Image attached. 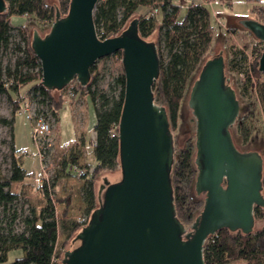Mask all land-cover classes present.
<instances>
[{"label":"water","instance_id":"95a60500","mask_svg":"<svg viewBox=\"0 0 264 264\" xmlns=\"http://www.w3.org/2000/svg\"><path fill=\"white\" fill-rule=\"evenodd\" d=\"M56 5L57 0H47ZM99 0H71L69 12L55 20L45 35L34 30L32 47L41 62L42 84L64 89L77 80L89 82L90 68L99 59L122 51L126 77L119 123L121 179H104L99 206L87 224L71 237L63 264H205L204 244L227 227L250 233L255 206H264V156L258 148L235 144L231 127L241 112L234 82L227 75L224 54L208 55L188 98L196 129L184 130L174 145L165 105L153 92L159 75L157 31L141 38L131 22L117 36L101 39L94 22ZM0 0V12L7 11ZM264 43V22L237 20ZM264 72V49L259 59ZM195 135L198 169L194 189L205 193L204 205L189 226L176 215L171 168L177 147ZM250 149V150H245ZM73 239V241H72Z\"/></svg>","mask_w":264,"mask_h":264},{"label":"trees","instance_id":"16d2710c","mask_svg":"<svg viewBox=\"0 0 264 264\" xmlns=\"http://www.w3.org/2000/svg\"><path fill=\"white\" fill-rule=\"evenodd\" d=\"M192 2L184 19L179 18L180 6L174 0H99L95 8L94 22L101 39L122 34L125 29L137 19L134 25L139 36L145 40L154 32L158 39L151 41L157 48L159 57V75L153 83L156 100L165 105L170 131L178 128L181 105L185 99L190 80L201 70L209 59V51L214 38V26L211 20V9L208 3ZM8 8L0 12V93L7 92L13 100V114L10 119L1 121L13 128L16 114L21 107L23 98L19 91L29 87L28 96L31 99L46 103L49 110L57 116L66 98L65 89L57 90L44 86L42 80L41 62L32 47L34 30L40 23L50 27L55 20L57 9L61 16L69 12L71 0H57L55 6L47 0H5ZM158 8L154 15L151 12ZM163 12L162 23L157 21V14ZM255 19L264 22V3L251 7ZM21 15L26 21L14 24L11 16ZM242 26V25H241ZM244 29L243 44L240 48L232 44L227 52L226 69L230 73L243 74L246 83L239 89L243 99L251 101L260 85L261 95L256 96L254 103L261 104L264 119V72L259 70V59L264 49V43L247 28ZM17 30L20 43H14L13 49L19 55L13 64L2 65L3 54L12 42V31ZM229 31H240L237 26H231ZM254 40L253 51L248 57L245 49L250 48L247 34ZM150 41V40H148ZM166 50V55L163 51ZM245 60L242 64L239 55ZM114 55L122 59V51ZM123 67V64H122ZM91 76L86 86L78 83L72 98L81 93H87L95 106L96 122L94 131L96 138L92 142L94 155L92 168L83 178L82 193L88 215L86 222L66 220L63 213L62 226L68 230V239H74L83 225L87 224L92 212L99 206V194L96 181L107 171L120 169V140L117 132L124 105L126 77L123 71L115 78L108 90L98 88L99 72L97 62L90 68ZM17 96L14 97L13 94ZM112 133H116L112 136ZM246 138L248 136L245 134ZM85 146V137L75 142L70 149L69 164L78 165ZM11 174L10 178L0 181V207L5 213L13 208L11 221L3 226L0 219V262L7 259L9 250L21 247L23 254L14 258L8 264H58L55 259L56 243L59 234V223L56 217V205L50 196L49 184L43 185L44 203L39 208H32L23 216V228L15 227L18 217L14 208L15 202L21 194L22 183L31 176L29 171L17 155V146L12 142ZM195 135L187 138L185 144L176 149L171 168L172 192L177 218L185 225L193 223L203 208L205 194H198L194 189V182L198 172L195 163ZM68 155V156H70ZM262 195L264 196V170L262 177ZM60 201V198L58 199ZM255 227L250 233L238 229L232 231L223 227L210 235L204 244L205 264H264V206H255ZM257 223L261 226L257 227ZM72 239V241H73Z\"/></svg>","mask_w":264,"mask_h":264},{"label":"rangeland","instance_id":"374dc122","mask_svg":"<svg viewBox=\"0 0 264 264\" xmlns=\"http://www.w3.org/2000/svg\"><path fill=\"white\" fill-rule=\"evenodd\" d=\"M201 0H174L176 4L180 6L179 8V18L184 19L189 6L192 2H199ZM253 0H212L208 3L211 9V20L214 26V38L212 46L210 47L209 53L219 55L224 54L225 59L227 58V52L229 47L236 43L240 48H244L243 40L244 29L242 24L237 20L239 18H253L254 14L251 11V6L253 5ZM52 5V4H51ZM54 6V5H53ZM163 12L159 11L157 14V21L162 23ZM11 20L14 24H19L25 22L27 19L25 16L13 15ZM52 25V24H51ZM242 25V26H241ZM231 26H237L240 31L233 32L228 29ZM35 28L41 35H45L50 27H45L43 23H40ZM158 33L156 40L158 39ZM155 34V32L153 33ZM20 36L17 30L12 31V42L7 50H5L2 59V65L6 66L8 64H13L15 58L19 55L13 49L14 43H20ZM247 43H249L250 48L245 49V54L250 56L253 51L254 40L247 34ZM166 55V50L163 48ZM243 54L239 55L241 64L245 61L243 59ZM97 70L99 72V82L98 88L100 90H108L110 85L114 83L115 78L123 71L122 59L120 56L111 54L109 56L103 57L97 61ZM199 72L195 75L194 79L190 80V84L187 88V93L185 99L181 105V111L179 114L178 128L173 132L174 145H178V137L183 136L184 130H194L196 129L195 119L192 114V109L188 106V98L190 88L194 80L198 77ZM227 75L230 76L231 82H234L235 88L239 89L246 83V77L243 74L230 73L227 71ZM260 87V85H259ZM257 87L256 96L261 95L260 88ZM76 89V88H75ZM29 87H23L17 94L19 97L23 98L21 101V106L24 105L28 96ZM66 98L64 100V105L61 107L59 113H62V135L64 136L62 145H59V120L56 116V121L54 123V128L49 137H46L45 142L49 143L44 150V160L41 162L38 157L37 147L32 138V123L25 114H20L17 112L16 120L13 128L10 124L3 123L1 118L10 119L13 114L14 103L7 92L0 93V181L3 179L10 178L11 174V158H12V142L17 146V155L20 157L24 166L32 172L25 181L21 184L22 190L18 199L15 202L14 208L17 210L18 217L15 220V227L19 230L23 228L22 218L24 215L28 214L32 208H39L43 205V185L44 183L49 184L50 196L54 199L56 205V217L59 223V234L56 243V256L55 259L58 264H63L62 259L66 248L68 250L74 248L78 241H74L70 246L68 239V230H66L61 222L63 218V213L66 211V220H79L83 222V219H87L88 215L86 213V205L82 193V176L78 175L79 166H74L73 164L67 168V173H65V167L67 166V158H70V149H67V145L73 141L75 136V126L72 117V107L67 105L72 103V96L67 94L65 89ZM84 94V93H81ZM15 93L14 97L17 96ZM256 108L251 107L252 115L245 120L246 125V135L248 136L245 144L241 145L240 148H258L263 153L264 156V119L261 113V102L258 101ZM35 109L47 108V104L34 100L32 103ZM89 104L91 109L92 122H88L85 126L83 136L86 137V145L83 148L82 160L84 167L88 166L86 160H94V155L92 151V142L96 138V133L94 131V122L96 117L95 106L89 96ZM243 110L242 114H248V104L246 99L242 98ZM80 121L81 116L79 117ZM78 119V121H79ZM81 126V125H80ZM81 134V135H82ZM189 137H194V135H189ZM79 138L78 140H80ZM187 140V139H186ZM181 148L177 147L176 149ZM85 153V154H84ZM70 155V156H68ZM94 162V161H93ZM90 163V164H93ZM122 172L120 169L114 171L104 172L96 181V188L99 194L100 185L104 182V179H108L111 182H116L121 179ZM64 178V179H63ZM47 179V181H46ZM58 188V190H57ZM60 198V201L58 199ZM13 208H10L7 212H3L0 207V219L3 226H7L11 221L13 215ZM189 226V225H187ZM261 226L257 223V227ZM23 254V249L21 247L9 250L7 259L0 262V264H8L13 261L15 257ZM229 264H239L236 262H231Z\"/></svg>","mask_w":264,"mask_h":264},{"label":"built area","instance_id":"2783aa9c","mask_svg":"<svg viewBox=\"0 0 264 264\" xmlns=\"http://www.w3.org/2000/svg\"><path fill=\"white\" fill-rule=\"evenodd\" d=\"M158 8H154L151 12V15H154L157 12ZM77 80L71 81L64 89H66L67 94L69 96H73L75 92V88L78 85ZM34 99L27 97L24 105L19 108V113L26 114L27 118L31 120L32 123V138L37 147L38 157L42 162L44 160V148L49 145V143L45 142L46 137H49L54 128V123L56 121V116L47 108L35 109L32 104ZM119 134V131L117 132ZM116 133H112V136H115ZM78 175H85L88 171H92V168H80L78 169ZM47 181V179H46ZM87 219H83V222H86Z\"/></svg>","mask_w":264,"mask_h":264},{"label":"crops","instance_id":"0c3cea01","mask_svg":"<svg viewBox=\"0 0 264 264\" xmlns=\"http://www.w3.org/2000/svg\"><path fill=\"white\" fill-rule=\"evenodd\" d=\"M200 2H205V1L201 0ZM253 2H252L253 3L252 6H254L256 4H259V3H264V0H253ZM71 101H72V103L71 104H67V105L72 107L71 113H72L73 122H74V126H75V128H74L75 136L72 139L73 141H71L72 143H70L69 145L65 144V145H67L66 146L67 149H71L75 145V142L79 138H81L83 136L82 133H84L85 126L88 124V122H90V123L92 122L91 121L92 120V118H91L92 116H91V112H90L91 109H90V104H89V95L87 93L79 94L76 98H72ZM20 114H24V113H20ZM80 116H81V120L82 121H80V119H79ZM57 117H58V120H59V145H62V142H63V139H64V136L62 135V130H61L62 129V113H58ZM78 119H79V121H78ZM95 122H96V117H95ZM95 122H94V124H95ZM85 145H86V137H85ZM83 148H85V146ZM86 161L90 164L94 160H89V161L86 160ZM84 163H86V162H83L82 156H81V158L78 160V165L75 164L74 166L75 167L79 166V169L80 168H86V167L83 166ZM70 165L71 164L68 163L67 166L65 167V173L66 174H68L67 173V168ZM82 181H83V178H82ZM82 186H83V184H82ZM57 190H58V188H57Z\"/></svg>","mask_w":264,"mask_h":264},{"label":"flooded vegetation","instance_id":"af4514ba","mask_svg":"<svg viewBox=\"0 0 264 264\" xmlns=\"http://www.w3.org/2000/svg\"><path fill=\"white\" fill-rule=\"evenodd\" d=\"M229 84L232 86L231 80H230ZM233 88L236 90L237 96H238V98L240 100L241 112H240L239 116L237 117L235 123L231 127V131H232V136H233V139L235 141V144L237 145V147L240 148V146L245 144L246 141H247V138L245 136V133H246L245 120L248 119V117H251V115H252L251 107L254 108L256 106V103H254L253 99H251V101L246 100L247 104H248V114L247 115L245 114V116H244L242 114V110H243L242 98L243 97L241 96L240 92L235 87H233ZM262 116H263V112H262ZM250 149H253V148H250ZM250 149H245V150H250ZM241 150H244V149H241Z\"/></svg>","mask_w":264,"mask_h":264}]
</instances>
